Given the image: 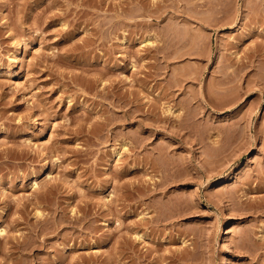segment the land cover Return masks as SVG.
<instances>
[{"label":"rangeland","instance_id":"1","mask_svg":"<svg viewBox=\"0 0 264 264\" xmlns=\"http://www.w3.org/2000/svg\"><path fill=\"white\" fill-rule=\"evenodd\" d=\"M0 264H264V0H0Z\"/></svg>","mask_w":264,"mask_h":264},{"label":"bare ground","instance_id":"2","mask_svg":"<svg viewBox=\"0 0 264 264\" xmlns=\"http://www.w3.org/2000/svg\"><path fill=\"white\" fill-rule=\"evenodd\" d=\"M0 232L2 233V231H0ZM1 233H0V234H1Z\"/></svg>","mask_w":264,"mask_h":264}]
</instances>
